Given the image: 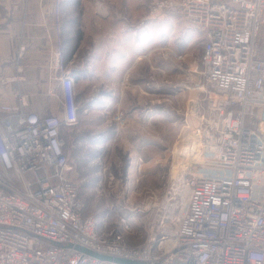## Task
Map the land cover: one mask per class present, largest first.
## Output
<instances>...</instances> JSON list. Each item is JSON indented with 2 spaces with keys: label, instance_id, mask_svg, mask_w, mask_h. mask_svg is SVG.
<instances>
[{
  "label": "built area",
  "instance_id": "1",
  "mask_svg": "<svg viewBox=\"0 0 264 264\" xmlns=\"http://www.w3.org/2000/svg\"><path fill=\"white\" fill-rule=\"evenodd\" d=\"M169 12L203 34L198 79L178 84L195 97L199 122L160 202L130 209L124 200L129 215L116 229L84 215L65 153L61 129L79 123L71 70L58 50L49 69L60 115L29 112L20 37L14 75L0 77L1 87H18L14 104L0 100V264H119L88 252L138 264H264V0H155L149 8L154 17Z\"/></svg>",
  "mask_w": 264,
  "mask_h": 264
},
{
  "label": "crops",
  "instance_id": "2",
  "mask_svg": "<svg viewBox=\"0 0 264 264\" xmlns=\"http://www.w3.org/2000/svg\"><path fill=\"white\" fill-rule=\"evenodd\" d=\"M86 1L60 0L56 9V0H0V77L14 75L17 43L23 37L27 52L21 62L23 72L19 90L29 95V112L60 115L61 87L49 69L59 50L75 81L79 123L82 119L93 118L95 88L99 108L105 113L103 124H136L142 121V106L131 105L129 97L142 93V58L133 49L139 39L132 37L129 22L122 14H116L114 7L129 11L126 12L128 17L124 14L127 19L146 16L145 23L151 29L157 17L150 16L147 8L154 0H103L102 7L95 5V0L84 5ZM187 29L178 51L184 57L182 62L186 68L182 80L190 77L196 81L199 57L196 62L191 61L190 56L196 45L200 46V56L203 34L193 27ZM258 45L264 57V25L258 36ZM16 89L15 84L0 86V100L14 104ZM49 90H53V98L48 97ZM137 108H140L139 112ZM117 113L121 114V120L115 119ZM137 166L140 171L142 164L137 163ZM130 200L127 196L126 205L133 207ZM146 203L143 199L139 204ZM135 229L138 231L139 226L136 225Z\"/></svg>",
  "mask_w": 264,
  "mask_h": 264
},
{
  "label": "rangeland",
  "instance_id": "3",
  "mask_svg": "<svg viewBox=\"0 0 264 264\" xmlns=\"http://www.w3.org/2000/svg\"><path fill=\"white\" fill-rule=\"evenodd\" d=\"M102 2L95 0V5L102 7ZM114 8L116 14H122L129 22L131 36L139 39L133 49L142 58V93L130 95L129 102L142 106V121L122 126L103 124L105 113L99 108V95L94 88L93 118L82 119L72 128L62 127L61 135L65 153L75 168L74 175L81 180L79 199L84 205V215L94 217L99 225L105 219L116 229L118 221L129 215V210L122 209L127 196L134 204L130 209L137 204L139 208L145 207L147 203L139 204L143 199L160 202L166 188L179 176L183 160L178 152L185 138H192L199 119L194 114L193 94L182 93L178 88L184 79L183 69L186 70L183 60L176 59L182 35L188 31L186 22L178 14L169 12L160 14L150 29L145 23L146 16L127 19L129 11ZM197 46L193 47L191 61L198 60L200 46ZM118 116L117 113L116 120ZM137 163L142 164L140 171ZM127 238L131 240L130 236ZM127 242L130 246L137 244L135 240Z\"/></svg>",
  "mask_w": 264,
  "mask_h": 264
},
{
  "label": "water",
  "instance_id": "4",
  "mask_svg": "<svg viewBox=\"0 0 264 264\" xmlns=\"http://www.w3.org/2000/svg\"><path fill=\"white\" fill-rule=\"evenodd\" d=\"M88 253L91 254L92 256L100 259V260H103V261H114V262L119 263V264H138V263L131 262L128 260H123V259H118V258H110V257H106V256H102V255H98V254H94V253H90V252H88Z\"/></svg>",
  "mask_w": 264,
  "mask_h": 264
},
{
  "label": "bare ground",
  "instance_id": "5",
  "mask_svg": "<svg viewBox=\"0 0 264 264\" xmlns=\"http://www.w3.org/2000/svg\"><path fill=\"white\" fill-rule=\"evenodd\" d=\"M192 105H193V107L195 108L196 103L193 102ZM193 138H194V136H193ZM194 147H196V153L200 152V147H199L198 143H195V142H194Z\"/></svg>",
  "mask_w": 264,
  "mask_h": 264
}]
</instances>
